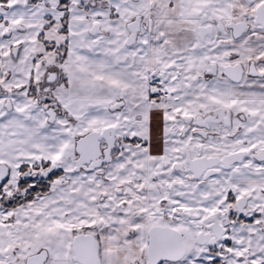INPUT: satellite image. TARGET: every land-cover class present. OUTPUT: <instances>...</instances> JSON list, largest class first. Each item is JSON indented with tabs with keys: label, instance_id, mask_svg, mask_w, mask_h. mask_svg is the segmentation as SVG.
Instances as JSON below:
<instances>
[{
	"label": "snow or ice",
	"instance_id": "1",
	"mask_svg": "<svg viewBox=\"0 0 264 264\" xmlns=\"http://www.w3.org/2000/svg\"><path fill=\"white\" fill-rule=\"evenodd\" d=\"M0 264H264V0H0Z\"/></svg>",
	"mask_w": 264,
	"mask_h": 264
}]
</instances>
